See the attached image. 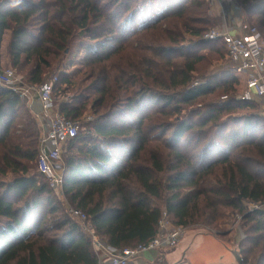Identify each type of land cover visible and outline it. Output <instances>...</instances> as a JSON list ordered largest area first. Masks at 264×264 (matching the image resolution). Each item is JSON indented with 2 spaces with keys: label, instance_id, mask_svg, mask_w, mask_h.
I'll use <instances>...</instances> for the list:
<instances>
[{
  "label": "trees",
  "instance_id": "1",
  "mask_svg": "<svg viewBox=\"0 0 264 264\" xmlns=\"http://www.w3.org/2000/svg\"><path fill=\"white\" fill-rule=\"evenodd\" d=\"M234 1L264 36V0ZM160 6L139 27L137 14ZM214 18L212 0H0V65L10 32L7 67L22 80L68 71L55 100L80 126L57 204L38 168L35 117L0 84V264H99L94 238L113 253L148 245L164 210L264 264V115L236 99L226 43L206 38ZM174 105L189 112L153 120Z\"/></svg>",
  "mask_w": 264,
  "mask_h": 264
},
{
  "label": "built area",
  "instance_id": "2",
  "mask_svg": "<svg viewBox=\"0 0 264 264\" xmlns=\"http://www.w3.org/2000/svg\"><path fill=\"white\" fill-rule=\"evenodd\" d=\"M206 38L210 41H225L233 72L244 78V89L236 99L248 102L264 99V36L261 31L255 25L249 26L243 34L229 28L213 29ZM0 84L17 92L32 109L40 132L38 168L49 179L50 186L59 190L64 182V164L61 161L63 149L79 133L78 125L63 117L57 109L55 92L59 78L54 77L34 86L22 80L16 70L7 67L0 69ZM227 99L228 96L223 97V100ZM33 102L37 106L32 105ZM72 213L83 224H89L90 218L83 211L72 210ZM168 220L169 215L164 210L159 235L148 245L115 252L99 264H138L149 251H173L189 229L173 226ZM94 241L101 251L102 244L97 238Z\"/></svg>",
  "mask_w": 264,
  "mask_h": 264
},
{
  "label": "rangeland",
  "instance_id": "3",
  "mask_svg": "<svg viewBox=\"0 0 264 264\" xmlns=\"http://www.w3.org/2000/svg\"><path fill=\"white\" fill-rule=\"evenodd\" d=\"M238 5L239 4L236 1H234V0H212L213 16L215 17L214 18L215 25L211 29L213 30V29H223V28L227 29V28H229V29L233 30L234 32L242 33V32H245V30L248 29V27L251 26V25H255L257 27L256 20L258 19V16L253 17V16H249L248 14H244L245 12H244L243 8L239 7ZM180 7H182V6H180ZM149 11H151L150 8L144 9V10H142L141 12H139L137 14L136 19L139 21V27L141 25H144V24H146L148 22L153 21L154 18L157 16V14H159L161 11H163V8L161 7V10L159 12H156V14H154L155 16H150V12ZM131 30H132V32L136 31L133 28H131ZM209 49L210 48H205L200 53L209 54L211 57H214L213 56L214 54L211 53ZM4 66H8V64H5ZM225 66H226V63L225 64H219V65L216 64L215 65V67H217V68H219L221 70H224V69L226 70L228 68V66L227 67H225ZM215 67H213L212 69L214 70ZM68 75H69V72L65 71L64 69H61L60 71H58L54 75H48V77L50 79L54 78V77H58L59 78V84H58L57 89H56V94L59 93L62 89H65V88H67L68 86L71 85V82L68 79ZM239 79H240V83H241L240 89L242 91L244 89V86H245L244 78L242 76H240ZM31 104L34 105V106H37L35 102H33ZM176 106L177 105H174L173 107H169V108H166L165 110H162L161 113H159V115H157L155 117V119H153V120L171 121V120L177 118V116H180V115H183V114L185 115V114H187L189 112L188 108H183L182 109V108L176 107ZM30 110L32 111V109H30ZM261 112L264 115V113H263L264 109L263 108H261ZM32 113H33V111H32ZM33 115H34V113H33ZM34 117H35V115H34ZM88 118L89 119H86V120H90V117H88ZM37 129H38V126H37ZM79 131H80V126H79ZM39 136H40V134H39ZM66 150H67V147L63 149V153H62L61 161L63 162V164H64V161H65L64 160V154H65ZM0 183H2L1 180H0ZM61 191H62V187L59 190H55L54 191L55 192L54 195H55V198H56V202H57V204H59V202L66 204L65 203V198L62 197V195H61ZM168 222L171 225L175 226L173 221L170 219V217H169ZM234 227H235L236 232H237V233H235V235L236 234L238 235L240 224L237 223V224H235ZM211 230L213 232L217 233V231H215L213 229H211ZM161 254H167V253H163V251H160V253L158 254V259H156L154 261V263L157 260L160 261V259L162 258ZM154 263H152V264H154Z\"/></svg>",
  "mask_w": 264,
  "mask_h": 264
},
{
  "label": "water",
  "instance_id": "4",
  "mask_svg": "<svg viewBox=\"0 0 264 264\" xmlns=\"http://www.w3.org/2000/svg\"><path fill=\"white\" fill-rule=\"evenodd\" d=\"M163 264H245L241 249L208 228L188 230L180 244L160 260Z\"/></svg>",
  "mask_w": 264,
  "mask_h": 264
},
{
  "label": "crops",
  "instance_id": "5",
  "mask_svg": "<svg viewBox=\"0 0 264 264\" xmlns=\"http://www.w3.org/2000/svg\"><path fill=\"white\" fill-rule=\"evenodd\" d=\"M246 30H245V32H246ZM243 33L244 32H242L241 34H243ZM9 39H10V32H8L6 34V36H5V41H4V46H3V52H2L3 58H2V61H1L0 69L7 68V66H4V65L7 64V61H6V55H7L6 54V46H7L8 42H9ZM259 104L264 109V99L260 100L259 101ZM101 251L104 254L103 255L104 259H106L108 256H110L111 254H113L112 251H108L107 250V252H106L104 249H102ZM159 253H160V251H149V252H147L144 255V257L140 260V262L138 264H152V263H154V261L156 259H158V254Z\"/></svg>",
  "mask_w": 264,
  "mask_h": 264
}]
</instances>
